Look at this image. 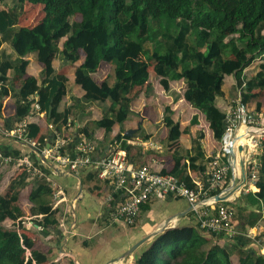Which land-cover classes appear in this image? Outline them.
Instances as JSON below:
<instances>
[{
  "label": "trees",
  "instance_id": "16d2710c",
  "mask_svg": "<svg viewBox=\"0 0 264 264\" xmlns=\"http://www.w3.org/2000/svg\"><path fill=\"white\" fill-rule=\"evenodd\" d=\"M28 7H40L42 11L40 19L31 26L22 25ZM73 14L80 19L70 21ZM231 28H235V35L229 37L227 32ZM60 40H63L62 50L56 46ZM3 43L9 44L16 58L0 60V82L7 83L6 74L10 70L20 83L17 89H13L11 83L10 87L2 85L0 101L7 97L14 100V123L28 114L33 98H37L45 116L28 124L27 137L41 145H45V138H51L48 125L60 132L66 120L74 115L73 111L91 104L109 102L101 118L84 125L79 133L91 139L93 129L101 128L105 136L110 135L113 126H122L127 121L131 114L127 95L147 83L150 68L160 78L165 91L169 90L170 81L185 83L184 99L202 114L216 142L223 134L226 116L216 104L224 97L225 77H234L240 100L247 107L258 95L256 91H264V0H0V45ZM54 52H64L72 67L79 52L84 54L83 62L73 69L74 82L84 91L73 106L75 110H59L67 78L52 68L50 59ZM29 54H35L36 60L44 63L40 82L34 77L23 78ZM257 58L260 60L257 70L249 77L243 75ZM100 63L108 65L110 72L98 84L91 74ZM148 90L147 87L145 94ZM254 102L259 111L261 103ZM172 114L166 106L163 122L167 129L166 148L170 153L166 159L172 166L162 168L160 173L170 174L185 187L194 188L188 171L205 170L206 158L200 143L203 135L193 140L190 151L181 150L180 125ZM42 123L44 128L40 126ZM190 124H197L196 115ZM133 137L121 133L114 137L132 163L134 147L125 141ZM261 147L257 190L241 193L231 204L235 211L234 226L239 229L231 236L211 235L216 240L229 239L228 245L220 246L201 235L196 227L175 226L146 242L133 264H233V257L236 264H264V256L247 248L243 237L248 229L264 223V142ZM1 151L5 156L19 157V151ZM95 176L89 173L81 180L82 185ZM29 182L33 184L28 195L33 206L30 214L41 215L34 219V224L42 228L58 224V209H52L46 201L52 192L49 184L44 178L28 179L23 168L17 169L7 193H0V264H57L36 251L34 241L19 233L17 225L15 230L3 228L6 221L15 223L23 216L16 203L20 191ZM165 199L176 198L167 196ZM147 210L148 203L141 207V212ZM262 236L264 232L256 236L257 241ZM68 264L74 263L70 259Z\"/></svg>",
  "mask_w": 264,
  "mask_h": 264
},
{
  "label": "built area",
  "instance_id": "2783aa9c",
  "mask_svg": "<svg viewBox=\"0 0 264 264\" xmlns=\"http://www.w3.org/2000/svg\"><path fill=\"white\" fill-rule=\"evenodd\" d=\"M5 83L0 82V88ZM7 87V86H6ZM37 98H33L27 115L14 122L10 127L0 126V136L8 141L21 145L25 151H20L18 158L5 156L0 149V165H11L15 171L23 168L28 179L44 178L51 184L54 192L52 209H57L61 203H66L63 188L52 182L40 168L41 164L48 165L52 173L62 176H77L84 171H92L96 178L107 185L109 192L104 198L103 206L105 221H117L127 226H133L141 213L142 205L156 198L165 199L167 196L185 199L190 211L196 219V228L203 235L234 233V208L232 203L241 193L256 191L260 163L258 157L264 142V129L255 127L256 120L248 113V107L240 100V95L234 107H230L225 116L224 130L218 143V150L207 155V170L204 181L193 182L194 188H187L170 174H162L151 166L134 165L126 157L124 150L118 148L114 141L111 151L102 158L94 161L95 146L84 135H79L73 155L66 153L68 137L62 131L58 132L48 125L50 139H44L45 145L27 137L29 123L44 118ZM71 126L68 118L64 127ZM243 135V143H238ZM122 141V140H121ZM120 141V142H121ZM215 197L224 198L216 201ZM77 196L71 202V217ZM229 203L230 205H225ZM41 218V215L33 216ZM70 219V217H69ZM173 221H168V224ZM72 229L76 225L72 223ZM163 227H166L165 224ZM260 254L264 256V237Z\"/></svg>",
  "mask_w": 264,
  "mask_h": 264
},
{
  "label": "rangeland",
  "instance_id": "374dc122",
  "mask_svg": "<svg viewBox=\"0 0 264 264\" xmlns=\"http://www.w3.org/2000/svg\"><path fill=\"white\" fill-rule=\"evenodd\" d=\"M7 4H10L9 1H7ZM1 7L4 6L1 5ZM28 9L26 10V14L22 18V25L25 26L34 25L42 15L41 14L42 11L40 7L31 8L29 10ZM79 19L80 18L77 14L76 15L73 14L70 18V21L79 20ZM227 35L229 37L234 36L235 28L229 29ZM259 62H260L259 58L255 59L252 62V64L247 69L244 70L243 75L249 77L252 73H254L257 70V65ZM109 72H110L109 67L103 64V66L101 67V71H99L97 75L94 77L102 78L106 73L109 74ZM235 84H236L235 79L232 75L226 76L224 80V90H225L224 97L219 99V102L221 103L220 108L222 111L227 112V110L231 106L234 107L235 101L239 97V92L235 88ZM147 87L149 88V90L146 93L149 92V94H147L145 97L144 92ZM170 91L176 93L177 95L180 94V96L183 97L185 91V83L183 81H170L169 90L168 92H166L160 85V78L156 77L151 72V68H150L149 78L147 83L140 88H134L128 93L127 97L128 99H130L131 109L135 112H131V114L127 119L128 122L126 123L128 125H132L135 128L137 123L139 124L141 123L140 124L141 132L136 131L134 133L136 137L142 139L143 135L150 136L146 140L147 142L146 145L143 147L135 146V148L131 152V155L133 157L137 154L139 155V153L142 150L145 153L149 151L165 153V151H168L164 146L165 139H163L164 135L163 132L161 131V127L159 126L160 122L157 123L156 125L147 124V119H150V121L152 122L155 121L156 119H158V121L161 119L163 120L164 108L166 106H168L170 108V111L173 112L172 118L179 123L181 129H186V128L190 129V133L188 134L195 135V138L199 134L203 135L201 142L205 146V150L208 152L207 155H211L212 153H215V151L218 150L219 145L217 142L213 141L211 137V133L207 128L206 122L204 121L202 114H200V112H198L192 106H190L188 102L184 99V97L179 102H176V100L174 99L172 101L173 102L172 104H168L169 101L168 96H172L171 94H169ZM256 93H258V95L248 105V113L255 118L256 120L255 127L259 129H264V91L263 92L256 91ZM145 98L147 99L145 100ZM148 99L151 100L150 102H154L151 104H153V108H155V111L143 107V105L147 103L146 101ZM254 101H259L261 103V108L259 111L255 109ZM108 105L109 102L107 104H91L90 106L82 110L83 112L82 115L85 114V117L88 118V123L94 122L101 118V116L104 113V109L107 108ZM172 108H174V111L172 110ZM72 110L75 109L73 108ZM74 113L75 112L73 111V114ZM194 115H196L197 117V124L191 125L190 120ZM70 117H71L70 119L72 120L73 117L72 116ZM143 123L147 125L145 127H147L148 130L146 131L143 130L142 127ZM125 127L126 124H124V128H122L121 130H124ZM113 132L114 134L117 132L116 125L113 127L112 133ZM151 134L153 135V137H151ZM157 146L160 147L157 148ZM204 162H205L204 167L206 171L208 159L206 158ZM140 165L148 166L149 164L144 163ZM16 172L17 170L15 171V168L12 167L11 165H0V193L2 194L7 193L8 185L15 178ZM49 179L58 186H60L61 188H63L66 199L68 201L67 203H61L57 208L58 213L56 218L58 220V224L52 228H42L34 224V219L37 218H34L30 214L31 208L33 206L28 201V195L30 193L33 184L32 182H29L27 183V186L20 191L18 202L16 203L18 208L21 210L23 216H21V218L15 221L16 224L10 220L6 221L3 224V228L5 230L7 229L15 230L17 225V231L19 233L30 237V239L34 241V247L36 251H40L44 253L49 260L55 259L56 260L55 262H57V264H68L69 260L71 259L66 255L67 253L66 249H63L65 251L60 252L61 251L60 246L62 244V240L60 241L57 239L56 233L58 232L61 235L63 234L64 237H70L71 235H73V232L76 230L77 226L79 228L80 224L86 226L90 231L89 233L92 235L96 231H97L96 233L100 232L98 234L100 238V242L95 247V249L89 251L90 252L89 255H86L83 258L81 257L78 260L81 264H84L82 262H86L87 264H104L107 260L116 259L119 256L123 255V253L127 249H129L139 241L145 239L149 234L148 230L150 227L159 224H165V226L171 225V223L168 224L167 220L172 216H174L175 214H177V212L180 211L184 206H186L187 203L185 199L176 198V199H169L168 201H166L162 198H156L155 200H153V202L150 205V212L149 211L142 212V215L140 213L137 222L133 226H127L119 221L115 223L102 221L96 225H93L90 220L93 219L96 221V219H98V206L95 203L97 202V199L92 194L94 190H92V188L89 185L85 186L86 188L83 187L82 189L83 198L79 201H76L75 207L73 209L74 217L72 218L70 215V213L72 212L71 202L75 197L74 196L75 189L73 188V186L76 183V179L70 176L62 177V176H52V175L50 176ZM48 184L51 188L52 183H48ZM54 192L55 191L52 190L51 194L46 197L47 203L50 204L51 206H53L55 202L53 199ZM194 221L181 220L179 221V226L180 227L187 225L192 226ZM72 223H74L75 225L77 224L75 229L73 230H71L73 228ZM233 224L235 223L233 222ZM253 235L254 234L250 235L247 230L246 234H244L243 237L249 238V237H253ZM57 241L58 243H56ZM215 241L220 246H226L230 243L229 239L227 238H223ZM145 244L140 245L129 257L126 258V261H124L123 263L133 264L134 259H136L137 256L141 253V251L146 247ZM59 253H61L60 256ZM132 256H133V260H132ZM232 259L233 262H236L235 257H233ZM121 260H125V259L121 257ZM73 263L77 264V262L74 261ZM108 264H113V263L111 262ZM114 264H118V262Z\"/></svg>",
  "mask_w": 264,
  "mask_h": 264
},
{
  "label": "crops",
  "instance_id": "0c3cea01",
  "mask_svg": "<svg viewBox=\"0 0 264 264\" xmlns=\"http://www.w3.org/2000/svg\"><path fill=\"white\" fill-rule=\"evenodd\" d=\"M62 42H63V40H60L58 42V44L56 45L58 50H62V48H61ZM78 55H79V58H78L77 62L73 64V67L69 66L68 56L66 54H64V52H63V54H58V52H54L53 55L51 56V59H50V64H51L52 68L55 70V72L58 73V74H63L67 78V86H66L65 95L63 96L62 101H61V105L59 107L60 111L65 109V108H72L74 105L77 104L78 99L81 98V96L84 94V91L80 88V86L76 85L75 82H74L73 69H74V67L80 65L83 62V60H84V54L79 52ZM15 58H16V56L13 53V51L10 48L8 43H3V44L0 45V60L9 59V60L13 61ZM26 59L28 60V65H27L26 70H25L26 74L23 76V78L34 77V78L38 79V81L40 82V80L42 78L43 69H44V63L40 62V61H37L35 54L27 55ZM103 64L104 63H100L97 71L91 74V77L93 78V80L95 82H97L98 84L103 82L104 79L106 78V74H108V73H106L102 78H97V77L95 78L94 77V76L97 75V73L99 71H101V67L103 66ZM104 65H106V64H104ZM106 66H108V65H106ZM109 69H110V67H109ZM6 76H7V79H8V81L6 83V86L10 87L9 85L11 83V84H13V89H17L20 82H19V80L14 78L13 72L9 70L7 72V74H6ZM166 92H168V91H166ZM170 92H169V94H171L172 96H168L169 97L168 104H172L173 103L172 101L175 99V97H177L176 102L181 101V99L183 98V97L180 96V94L177 95L176 93H173V92L170 93ZM223 92L225 93L224 86H223ZM147 94H149V92L146 93L144 96L146 97ZM147 98H148V96H147ZM147 98H145V100ZM150 101L151 100L148 99L146 101L147 105L145 104V105H143V107L144 108L146 107V108L151 109L152 111H155V108H153V104H151V103H154V102H150ZM216 104L220 108V104L221 103L219 102V99L217 100ZM172 110L174 111V108H172ZM131 112H135V111H133L131 109ZM14 114H15L14 100L11 97L3 98L2 101H0V126L1 127L2 126L10 127L13 124L12 118H14ZM82 114H83L82 110H80V109L76 110L75 113H74V116L72 115L73 119L71 120L69 118L70 121H71V126H69V127H63L62 126V129H63V131L65 133V136L68 137V142H67L65 151L70 156L73 155V153H74V148H75V145H76V143L78 141L79 135H83V134L79 133L80 129L84 125H86L88 123V118L85 117V114L84 115H82ZM126 122H128V121H125V123H124V124H126V127H125L124 130H121L122 128H124V124L122 126L116 125L117 126V132L115 134H114V132L113 133L111 132L110 135H108V136H105L104 131L101 128L93 129L94 130L93 131V135L91 136L90 140L93 142V144L95 146V154L93 156V160L94 161L102 158L103 156L107 155L109 153V151H111L112 144L115 141L114 137L116 135H118L119 133H121L122 135L125 136V132L127 130H135V132L141 130V126H140L141 123L140 124L137 123L136 128H135L132 125H128ZM159 122H160L159 126L161 127V131L163 132V135H164L163 139H166L167 129L164 126L163 120L161 119V120L158 121V119H156L155 121L152 122V121H150V119H147V124L148 125L149 124L150 125H156ZM175 122H177V121H175ZM32 123H36V122L34 121ZM206 125H207V123H206ZM40 126L42 128H44L45 124L42 123V124H40ZM138 126H139V128H137ZM145 126H147V125L143 123L142 127H143L144 131L148 130L147 127H145ZM113 127H112V130H113ZM207 128H208V126H207ZM180 131H181V134H180V137H179V140H178V143L180 145V149L183 150L184 152L185 151H190L192 149V146H193V140L196 139L195 135L188 134V133H190V129H187V128L186 129H181L180 128ZM133 135L134 134H132L131 136H133ZM148 137H150V136L149 135H146V136L143 135V138L141 139V138L136 137L134 135L133 138L127 139L125 142H126V144H128V145H130V146H132L134 148H135V146L143 147V146L146 145V143H147L146 140H147ZM151 137H153L152 134H151ZM163 139H161V140H163ZM201 141L202 140H200L201 147H202V149H203V151L205 153V158H206L208 152L205 150V146L203 145V143ZM214 142H216V141H214ZM117 143H119V142H117ZM164 146L166 148V143L165 142H164ZM158 147H160V146H157V148ZM118 148H119V145H118ZM0 149H2L3 151H6V152L7 151L16 150V151H19V154H20V151H22V150L25 151V149L21 145L16 144V143H14L12 141H8V140L4 139L1 136H0ZM166 150H167V148H166ZM132 151H133V149H132ZM169 154L170 153L168 151H165V153L150 152L149 151V154H148V152L145 153L142 150L139 153V155L137 154V155H135L136 157L135 156L133 157V160H134L133 164L138 166L140 164L146 163V164H149L148 166H151L153 169H155V170L160 172V170L162 168H166V169H170L171 168V166H172L171 162L169 161V159H166V157ZM40 168L42 169V171L44 172L45 175H48V178H50L51 175L52 176H62V175H58V174L55 175L54 173H52L51 168L48 165H46V164L45 165L41 164ZM205 172H206L205 170H204V172L188 171V175L190 176L192 182L204 181V178H205L204 177V173ZM89 173H94V172H92V171H84V172H81L76 177L75 176H70V177H73L74 179H76V183L73 186V188L75 189L74 196L75 197H77V196L80 197L78 199V201L83 198V194H82L83 187L89 185L92 188V190H94V192H92V194L97 199V202H95V203L98 206V219H96V221L93 220V219L90 220V221H91V223L93 225H96V224H98V223H100L102 221H105L104 218H103V216L105 214V208L103 206V201H104L105 196L109 192V189H108L107 185H105L104 183L99 181L96 178V176L93 178L94 180H91L90 182L86 181V183L84 182V184L82 185L81 180L82 179H86V177H87V175ZM62 177H69V176H62ZM153 200H155V199H153ZM153 200L148 202V210L147 211H149V212H150V205L153 202ZM164 200L168 201L169 199H164ZM67 202L68 201L66 199V203ZM141 215H142V212H141ZM194 219H195V217H194L193 213L190 211L188 203H186V206H184L180 211L177 212V214H175L174 216H172L171 218H169L167 220V222L172 220L173 224L169 225V226H166V229L171 228V227H175V226H179V221H181V220L194 221ZM163 225L164 224H159V225H154V226L150 227L149 230H148L149 234L146 237L148 239L142 244H145L154 235L159 233L160 229L163 228ZM192 226L193 227L196 226V219L193 222ZM89 232L90 231H89V229L86 226L80 224L79 228L77 226L76 230L73 232V235H71L70 237H64L63 234L61 235L59 232L56 233L57 239L60 240V241L62 240V244L60 246V248H61L60 252L65 251L63 249H66V251H67L66 255L69 258H71L72 261L77 262V264H81L78 259L81 258V257L83 258L86 255H89L90 254L89 251L94 250L95 247L100 242V238L98 236V234L100 232L96 233L97 232L96 231L93 235L90 234ZM248 232H249L250 235L254 234L253 235L254 238L253 237H249L250 239H248V238L245 239V243L248 244L247 248H252L253 250L257 251L260 254V251H259L260 246H259V244H257L258 237H255V236H259V235L263 234V232H264V223H260L256 227L248 229ZM255 234H257V235H255ZM201 235H203V234H201ZM203 236L206 237V238L212 239L213 242H216L215 241L216 239L213 238L212 236H209V235H203ZM262 237H264V236H262ZM56 243H58V241ZM34 249H35V247H34ZM38 252H40V251H38ZM124 253H123V255H124ZM60 255H61V253H59V256ZM123 255L119 256L116 259L107 260L104 264H108V263H111V262L113 264L116 263V262H118V264H125L123 262L126 261V259L125 260H121V257ZM132 260H133V256H132ZM50 261L55 262L56 260L54 259V260H50ZM236 262H237V260H236ZM236 262H233V259H232V263L233 264H236ZM82 263L87 264L86 262H82Z\"/></svg>",
  "mask_w": 264,
  "mask_h": 264
},
{
  "label": "water",
  "instance_id": "95a60500",
  "mask_svg": "<svg viewBox=\"0 0 264 264\" xmlns=\"http://www.w3.org/2000/svg\"><path fill=\"white\" fill-rule=\"evenodd\" d=\"M50 108L48 109V112H47V116H49V114H50ZM137 128H139V126L137 127ZM134 132H135V130H127L126 132H125V136H127V137H130L132 134H134ZM215 200L216 201H223L224 200V198H219V197H215ZM171 228H173V227H171ZM166 229V227H163V228H161L160 229V231L159 232H161V231H163V230H165ZM239 229V226H235V228H234V232L236 233L237 232V230ZM148 238H145V239H143V240H141V241H139L138 243H136L135 245H133L130 249H128L125 253H124V255L122 256L124 259H126L127 257H129L142 243H144L146 240H147Z\"/></svg>",
  "mask_w": 264,
  "mask_h": 264
},
{
  "label": "bare ground",
  "instance_id": "6f19581e",
  "mask_svg": "<svg viewBox=\"0 0 264 264\" xmlns=\"http://www.w3.org/2000/svg\"><path fill=\"white\" fill-rule=\"evenodd\" d=\"M242 138H243V135H241V136L239 137V139H240V140L238 141L239 144L244 142V140H243Z\"/></svg>",
  "mask_w": 264,
  "mask_h": 264
}]
</instances>
